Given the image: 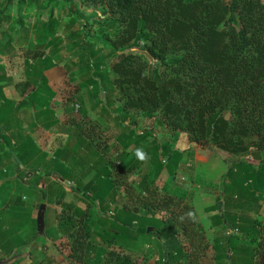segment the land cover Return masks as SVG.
<instances>
[{"label": "trees", "instance_id": "trees-1", "mask_svg": "<svg viewBox=\"0 0 264 264\" xmlns=\"http://www.w3.org/2000/svg\"><path fill=\"white\" fill-rule=\"evenodd\" d=\"M81 7H95L101 15H85ZM14 10L19 43H49L65 11L68 26L80 24L76 34L85 36L78 64L90 74L78 88L102 96L94 104L99 116L103 122L111 116L119 131L114 156L108 140L94 142L95 127L85 130L71 115L72 122L78 121L75 140L57 150L52 167L44 170L48 153L24 121L14 119L30 105L32 119L45 129L63 124L52 107L58 93L47 76L57 66L54 55L39 48L28 52L25 81L19 85L28 94L21 102L8 98L0 85V151L8 147L0 159L10 161L21 183L20 193L0 213V250L6 256L16 248L28 250L10 264H53L44 245L58 239H66L72 264H140L135 250L154 241L160 243L162 264H203L211 250L227 264H264V1L0 0L1 40L2 26L12 22ZM25 10L37 12L34 23ZM42 11L49 13L44 21ZM95 39L113 48L115 60L93 59ZM69 92L62 93L67 108L75 102ZM141 118H156L175 140L183 132L225 161V154L233 157L210 224L200 218L187 181L174 189L162 187L163 172L180 173L186 151L159 141L153 127L140 129ZM60 152L72 161L62 163ZM0 163L4 170L6 162ZM59 176L75 181L71 189L80 198H67L69 187ZM26 179L35 184L25 188ZM7 183L3 180L0 193ZM36 198L52 208L56 221L45 235L33 215ZM92 208L99 221L92 222Z\"/></svg>", "mask_w": 264, "mask_h": 264}, {"label": "rangeland", "instance_id": "rangeland-1", "mask_svg": "<svg viewBox=\"0 0 264 264\" xmlns=\"http://www.w3.org/2000/svg\"><path fill=\"white\" fill-rule=\"evenodd\" d=\"M80 9L83 13H85V15H92L94 13H98V15H101L100 11L95 7H91V8L81 7ZM24 16L27 17V21L31 22V24L34 23L38 18L37 12L31 13L26 10L24 12ZM48 16H49V13L42 11L40 20L44 21L45 18H47ZM16 18H17V12L16 10H14L12 22H10L9 24H3L2 26V29L5 31V35H4V40H1L2 36L0 37V55H1L0 57L4 62H3V66H1L3 67V69H0V73L2 72L6 73V71L7 72L9 71V73L15 76L16 79L19 78V76L21 78V74L23 77L24 61L27 58L28 52L33 53L34 50L39 48L43 50L46 54H53L54 60L57 63V66H55L54 69H56L55 71L58 72V74L61 76V79H62V81H60V84L62 86L56 85L59 87L57 91L59 92L62 91V93L63 92L68 93V91H71L69 93L73 95L75 102L72 105L68 106V108L70 110L73 107L74 115L76 116V118L74 119L81 120L80 124L83 125L85 130H88V129L91 130L92 127H95L94 130H91L92 136L94 138L93 139L94 142L95 143L98 142L99 144H101L100 142L103 143L105 140H108L109 147L111 148L110 153L116 156L117 154H116V151L114 150L115 144H113V142L114 143L116 142L115 133L116 131H119V130H117V127L113 122L114 120L108 114L105 115L104 113L105 117H107V120L103 122L104 120H102V118L99 116V112H100L99 107L98 106L95 107L94 105L97 98L99 97L102 98V96H98L95 92L91 91L89 88H78V85L80 84L82 79L90 74L88 68L84 64L82 63L78 64L80 60L79 59L80 53H81V49L79 45H80V41L85 36L83 32H81L80 34H76V31H78L80 28V24H77L73 27L68 26L69 25L67 24L68 16L66 15V11H65L63 12V15L61 16L60 24L57 27V34L55 37H52L51 39H49V43L47 41L41 44V42L38 40L36 43L28 42V41L19 43L17 40L18 36L16 32L14 31L15 29L14 23H15ZM102 18L104 17L102 16ZM29 29L31 30L32 27L29 26ZM41 34H44V33L41 32ZM90 45L94 47V52L90 53V55L93 54L94 60H98V59L107 60L109 58L111 61L115 60L114 59L115 56H112L113 48L109 45H106L105 42L99 39H95L94 42ZM88 48H91V47H88ZM63 69L66 71V75ZM51 71H53V69H51ZM65 76H67V81H66V84L68 85L67 88H63V85L65 84L63 79L66 78ZM17 94L19 95V98H23L25 96L23 91H21V95H20V91H18ZM120 104H121L120 101H118L114 105H116L117 108L118 107L120 108ZM30 108H31L30 105L24 109L22 108L23 110L21 112L22 113L24 111L27 112L29 111ZM17 116L18 117H16L14 120L19 122L20 113H18ZM96 121L100 122L99 127H97L94 124ZM34 122H37V121L34 120ZM140 125H141L140 129L146 126L153 127L159 141L161 142L167 141V140L172 141L175 148L186 149V144L182 143L180 139L181 136L183 135H184L183 137H185L186 135L185 133L180 132L178 138L175 140L174 138L175 134L171 131H168L163 125L159 124L156 118L151 119V120H145L144 118H141ZM55 130H57V132H64L65 133L64 135H67L69 139L75 140L73 137L76 134L75 127L73 126L72 123L70 124L68 123L67 126L62 124L59 127H56ZM118 133L119 132H117V134ZM194 145L198 146L199 144L194 143ZM225 156L227 157L226 159L229 162L233 159L231 155L225 154ZM184 159H183L184 160L183 162L186 163V158L184 157ZM51 160L52 158L46 160L45 163L43 162L44 170H48L50 167H52L50 165ZM212 166H213V170H212L211 175L212 177H215L221 172L223 168V164L221 162H215L213 163ZM179 171L180 173H176V171H173L174 173L172 171L163 172L160 182H161L162 187L164 186L163 188L165 190L174 189L175 187H178L176 186V183L180 182L181 179L182 181H184V179L182 178V175L185 176V179L188 178V180H191L192 177L190 176V171L186 169L183 171V167ZM197 171L199 172L201 176H206L205 174L207 170L205 169L204 166H198ZM23 173L20 172V176H22ZM131 179L137 180L138 177L136 174H133ZM29 183H30L29 179H26V182L23 184V185H26L24 187L25 188L28 187ZM71 185L72 184L69 185V192H68L67 198L69 200L74 199L75 196H78L80 198L79 195H77L76 193H73V190L71 189ZM16 192L20 193V187L17 188ZM22 194L25 195L26 198L28 196L27 200L31 201L33 199V197L27 191L22 192ZM192 197H193L192 198L193 203L195 204L198 214L200 216L204 215L205 214L204 205L208 203L207 195L198 194V195H193ZM34 202L37 203V206L34 209L35 217H38L40 210L44 212L45 227H44L43 233H40V234L45 235L46 233L45 229H47L48 231H53V229H55L56 221L54 219L55 218L54 213H53L52 208L50 209L46 203H40V201L37 198H36V201ZM81 204L84 205V203H81ZM42 205H44L43 209H41ZM107 211H104L103 213L106 214ZM91 212H92V216H91L92 222L99 221L100 216L97 214L96 208H92ZM109 215H111L109 217L114 216V214L111 212ZM236 232H238V230ZM44 248L46 252L48 253V255L50 256V258L52 259L53 264H72L71 260L69 259L70 248H69V245L67 244L66 239H58V241L48 240L47 243L44 245ZM19 249H20V252L23 254V256L26 257L27 249L26 248H23V249L19 248ZM213 253L214 251L212 250L209 251V255L203 259L202 263L203 264H227L225 263V259L222 258L223 257L222 254H218L217 257L214 258L212 256ZM19 256L20 254L15 255L12 258L14 257L17 258ZM134 257L135 259H137L138 262H140V264H162V249L160 247V243L158 242L156 243L154 241L153 243L146 245L144 247V250L142 251H139V249H136L134 252ZM22 264H28V260H24Z\"/></svg>", "mask_w": 264, "mask_h": 264}, {"label": "crops", "instance_id": "crops-1", "mask_svg": "<svg viewBox=\"0 0 264 264\" xmlns=\"http://www.w3.org/2000/svg\"><path fill=\"white\" fill-rule=\"evenodd\" d=\"M1 56V55H0ZM3 60L0 57V65L3 66ZM56 69L53 68V71L51 69L47 72V76L49 78L51 86L57 91L58 86H62L60 84V81H62L61 76L58 74ZM64 70V69H63ZM65 75L66 71L64 70ZM63 79L65 84L63 85V88H67V76ZM7 78V80H6ZM25 81V75L23 73V77L21 74V78H15L9 71L4 74L0 73V85H4V92L8 98L14 99L17 102H21L26 96L27 93H25L23 98H19V95L17 94L18 91H20L21 95V89L19 87L20 83ZM56 97L52 101V107L55 110L56 116L63 122V125H68V123H72L73 126L76 128V123L78 121L72 122L71 121V115H74V109L73 111H70L67 108V104L65 103L63 97H62V91H57ZM21 121H24V128L27 129L28 134L35 140V143L45 152L48 153V159L54 158L57 150H60L61 148L65 147L66 144L72 143L73 140L69 139L67 135H64V132H57V130L53 129L48 130L45 129L41 124H38L37 122H34V120L31 117V114L29 111L23 112L22 116L20 117ZM14 128V125L12 126ZM12 128V130H14ZM184 136V135H183ZM181 136L182 143L186 144V149H180V150H186L185 158L186 163H184L183 160L181 162V168L183 167V171L186 169L190 171V176L192 177L191 180L185 179V176H182L184 181H187L189 184V194L190 196L198 195V194H204L207 195L208 203L204 205L205 214L200 216L202 221L208 225L211 223V216L217 212V209H213L216 198L222 193V176L226 172L228 168V162L223 159L219 154V152L215 150H211L208 147H203L201 145L195 146L193 142H191L185 135V137ZM180 141V140H179ZM164 142V141H163ZM6 149L0 151V158L4 157V152H6ZM60 161L62 163H65V160H68V158L72 161V157H69L68 153L60 152ZM0 161L6 162V165L4 167V170H2L0 166V185L4 181H7L6 188L0 193V213L4 211L6 207L11 203L12 197L16 195L17 188L20 187V181L18 178V173L10 166V161L6 159H0ZM215 162H221L223 164V168L221 172L216 175L215 177H212L211 173L213 170V163ZM2 164V163H0ZM3 165V164H2ZM198 166H204L206 171V176H201L199 172L197 171ZM9 172L7 176H4V172ZM6 172V173H7ZM63 178L62 176H59V179L61 180ZM64 180H67L63 178ZM63 181V180H61ZM190 181V182H189ZM70 184L73 185L75 181H69ZM180 182H183L182 180ZM180 182L176 183V186H179ZM24 183V182H23ZM29 184H35V181H31ZM66 185V184H65ZM26 186V185H25ZM69 187V185H66ZM188 186V185H187ZM183 189H188L183 187ZM18 194V193H17ZM263 195V203L260 211V218L264 219V193ZM25 197V195H24ZM212 202V203H211ZM224 201L221 200L219 210L223 208ZM34 213V211H33ZM35 216V213L33 214ZM213 234V230H209V235L211 236ZM28 252V250H27ZM20 254L22 256V253L20 252L19 248H16L11 251V254L7 256L1 252L0 250V264H10L14 262L17 258H12L15 255ZM2 255H5L3 257Z\"/></svg>", "mask_w": 264, "mask_h": 264}, {"label": "water", "instance_id": "water-1", "mask_svg": "<svg viewBox=\"0 0 264 264\" xmlns=\"http://www.w3.org/2000/svg\"><path fill=\"white\" fill-rule=\"evenodd\" d=\"M61 180H63V182L66 185H70V182L68 180H64L63 178H61ZM44 208V205H42L41 209ZM37 222H38V230L40 233H43L44 231V227H45V223H44V212L42 210H40L39 215L37 217Z\"/></svg>", "mask_w": 264, "mask_h": 264}, {"label": "built area", "instance_id": "built-area-1", "mask_svg": "<svg viewBox=\"0 0 264 264\" xmlns=\"http://www.w3.org/2000/svg\"><path fill=\"white\" fill-rule=\"evenodd\" d=\"M118 164H119V162H118Z\"/></svg>", "mask_w": 264, "mask_h": 264}]
</instances>
